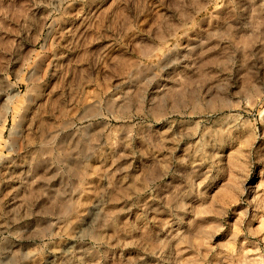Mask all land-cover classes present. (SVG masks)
Listing matches in <instances>:
<instances>
[{"label": "rangeland", "instance_id": "obj_1", "mask_svg": "<svg viewBox=\"0 0 264 264\" xmlns=\"http://www.w3.org/2000/svg\"><path fill=\"white\" fill-rule=\"evenodd\" d=\"M0 264H264V0H0Z\"/></svg>", "mask_w": 264, "mask_h": 264}]
</instances>
